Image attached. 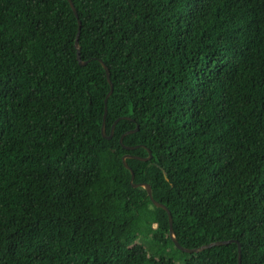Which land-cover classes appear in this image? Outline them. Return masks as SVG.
<instances>
[{"label":"trees","instance_id":"16d2710c","mask_svg":"<svg viewBox=\"0 0 264 264\" xmlns=\"http://www.w3.org/2000/svg\"><path fill=\"white\" fill-rule=\"evenodd\" d=\"M73 2L0 0V264H264V0Z\"/></svg>","mask_w":264,"mask_h":264},{"label":"water","instance_id":"95a60500","mask_svg":"<svg viewBox=\"0 0 264 264\" xmlns=\"http://www.w3.org/2000/svg\"><path fill=\"white\" fill-rule=\"evenodd\" d=\"M69 1H70V4H71L73 10L75 11L76 15L79 16L78 15V11H77V9H76V7L74 5L73 0H69ZM80 31H81V21L79 20L78 35H77V40H76V48H77L79 62L81 64H86V61H83L82 58H81V47H80V44H79V34H80ZM101 62H102L103 66L106 69L107 77H108V80H109V82L111 84V90L109 91V93L107 94V96L105 98V108L106 109H105L104 121H103V126H102V134H103L104 137L111 138L112 135H113V131H114L115 124L113 126V129H112L111 134L110 135H107V133H106V126H105V118H106V114H107L108 98H109V96L111 95V93L113 91V82H112L111 77H110V71H109L108 66L106 65V63L102 59H101ZM133 131H135V130H130L127 133H130V132H133ZM123 137L124 136H122L121 139H120L121 142H123ZM126 147L127 148H131L129 146H126ZM149 152H150L149 156L142 157V159H144V160L150 159L151 156H152V152H151V150H149ZM129 156L130 155H124L123 156V162H124L125 166L131 171V174H132V176H131V182H132V184L134 186H136V187H138V186L145 187L147 189V191H148V194H149L150 198L154 202V204L157 205V206L163 207V208H165L167 210V212L169 214V220H170V234H171V238H172V240L174 241V243L176 244V246L178 248H180V249H182L184 251H187V252H199V251H201V250H203V249H205L207 247H212L214 245H221V244H226V243H230V242H234V241L235 242H238L237 240H218V241L210 242L208 244H204L202 246L195 247V248H187V247L182 246L179 243V241H178V239L176 237V234L174 232V229H173V216H172L171 210L165 204L159 202L158 200H156L154 198L153 190H152V187H151V185L149 183H135L134 182L135 172H134V170L132 169V167L127 162V157H129ZM241 251H242L241 244L238 242V253H239L238 264H241L242 263Z\"/></svg>","mask_w":264,"mask_h":264},{"label":"rangeland","instance_id":"374dc122","mask_svg":"<svg viewBox=\"0 0 264 264\" xmlns=\"http://www.w3.org/2000/svg\"><path fill=\"white\" fill-rule=\"evenodd\" d=\"M147 243H145V242H143L142 240H138L137 242H136V246H138V247H143V246H146V248H147Z\"/></svg>","mask_w":264,"mask_h":264}]
</instances>
